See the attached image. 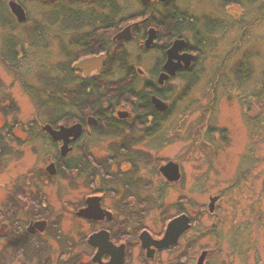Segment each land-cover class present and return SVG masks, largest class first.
I'll return each mask as SVG.
<instances>
[{"label":"flooded vegetation","instance_id":"obj_1","mask_svg":"<svg viewBox=\"0 0 264 264\" xmlns=\"http://www.w3.org/2000/svg\"><path fill=\"white\" fill-rule=\"evenodd\" d=\"M28 1L31 6L37 2L43 6L40 19L48 43L55 41L58 55L67 60L52 65V73L56 82L58 79L69 87V97L74 88L95 81L99 82L98 92L105 93L106 82L110 88L124 83L136 89L132 95L118 96L114 104L103 103L101 115L88 106L89 110L84 108L78 115L69 114L68 119L73 118L69 125L61 124L68 119L57 117L43 125L37 122L35 126L39 124L43 136L22 138L25 142H42L43 151H50L43 153L42 169L34 166L23 183L19 184L14 174L6 186L0 184L4 190L0 201V264H232L241 250L234 248L237 245L220 247L219 231L207 234L215 239L213 246L202 247L199 243L198 214L203 210L196 204L188 210L191 198H177L176 213L166 215L164 193L183 181V164L173 159L160 160L153 151L144 153L142 144L155 149L158 119L166 118L171 108L166 101L168 81L199 78L200 69L194 67L207 57L205 48L209 51L214 39L211 34L218 26H227L225 31L234 25L243 27L241 13H220L224 21L216 23L210 15L198 21L176 0H137L138 10L132 14H127L120 0L101 4L98 0ZM72 5L79 7L77 12L84 17L59 20L66 18L63 10ZM149 31H153L150 41ZM176 44L183 46L169 57L168 49ZM156 52L157 56L145 62L148 55ZM99 56H103L101 65L89 73L87 68H74L82 59ZM242 71L235 73L240 75ZM109 95L115 94L110 91ZM154 97L167 108L157 109ZM69 103L75 106L72 97L67 99ZM1 107L3 113L8 109L5 104ZM45 124L60 132L52 136L43 128ZM61 126L67 128L62 131ZM1 127L9 139H0V160L6 155L3 142L20 139L13 137L12 125ZM20 131L29 134L22 126ZM108 137L120 140L107 147V155L96 159L91 148L95 138ZM9 153H13V147ZM168 162L176 163L178 178L169 180L164 176L161 166ZM50 165L51 171L47 168ZM151 168L156 178L145 180ZM188 188L195 189L194 185ZM83 189L88 190L86 194ZM48 192L67 197L52 199ZM72 193L79 195L68 196ZM209 197L207 208L213 213L222 196ZM215 197L211 209L209 204ZM182 215L187 217L185 228L174 243L163 245L168 223ZM153 219L160 224L157 230L150 228L149 221ZM95 233L101 234L96 245L89 243L90 235ZM98 250L100 258L96 261L94 254Z\"/></svg>","mask_w":264,"mask_h":264},{"label":"rangeland","instance_id":"obj_2","mask_svg":"<svg viewBox=\"0 0 264 264\" xmlns=\"http://www.w3.org/2000/svg\"><path fill=\"white\" fill-rule=\"evenodd\" d=\"M17 1L23 3L29 17L24 24L16 23L8 0H0L4 4L3 11L5 8L7 11L2 16L5 23L0 24V108L4 104L9 107L11 101L14 108L6 113L0 111V139H9L1 127L4 125L6 128L12 125L13 137L20 138L19 141L3 142L6 155L0 160L2 186H6L14 174L21 184L34 166L37 169L44 166L43 153L50 149L43 151L44 143L34 139L31 143L25 142L22 138L43 136L39 124L35 126V123L43 125L49 119L43 109L36 108L42 97L38 94L42 86L38 76H54L50 70L52 65L66 60L58 55L59 45L55 41L48 43L40 19L43 6L38 2L31 6L28 0ZM176 2L198 21L210 15L220 23L224 21L223 12L241 13L240 25L243 27L234 25L225 31L227 26H218L213 31L212 45L209 51L205 48L207 57L201 58L194 67L200 69V74L192 84L189 85L186 79L168 81L166 101L170 103V112L166 118L158 119L155 149L143 143L144 153L153 151V156L160 160L173 159L183 164V181L164 193L166 215L176 213L174 202L177 198H191L192 204H187V209L196 204L203 210L198 214L197 235L202 247L213 246L216 241L207 234L219 231L220 247L237 245L234 248L241 250V253L236 252L232 264H264V0ZM120 3L127 14L138 10L137 0H120ZM37 26L40 27L37 29ZM155 56L157 52L148 55L145 62ZM11 59L14 61H7ZM242 69V73L236 75L235 72ZM62 87L64 90L69 88ZM63 106L70 115L81 112L71 103ZM72 121L73 118L61 124L69 125ZM21 126L29 134L21 132ZM118 140L120 138H95L91 147L95 158L107 155V147ZM12 147L15 156L9 153ZM153 173L152 168L147 170L145 180H155ZM193 185L195 189L190 190L188 187ZM64 187L67 190L68 187ZM87 191L82 190L85 194ZM3 194L0 187V201ZM49 194L52 199L67 197ZM216 194L222 196L216 203L218 210L209 213V196ZM149 225L157 230L160 224L153 219Z\"/></svg>","mask_w":264,"mask_h":264},{"label":"trees","instance_id":"obj_3","mask_svg":"<svg viewBox=\"0 0 264 264\" xmlns=\"http://www.w3.org/2000/svg\"><path fill=\"white\" fill-rule=\"evenodd\" d=\"M82 1V0H81ZM106 0H98L99 4L101 2H105ZM3 2V1H2ZM4 4L0 3V24L5 23V20L2 18L3 12L6 11V8L3 11ZM75 5H72L69 8H72L71 10L68 7L66 10H63V12L66 15V18H61L59 20L65 19V20H70V19H79L80 17H84V15L80 12H77L79 10V7L75 8ZM61 10L63 8H60ZM73 11V12H72ZM75 11V12H74ZM7 12V11H6ZM117 12V11H116ZM7 14V13H6ZM117 14V13H116ZM8 15V14H7ZM54 20V19H52ZM57 20V21H59ZM43 22V21H42ZM7 61H14V60H7ZM52 67L50 70L52 71ZM49 76L51 78H49ZM49 76L41 75L38 76L39 79L42 81V86L41 89H39L41 92L38 94H42L41 99L39 98L38 103L36 104V108H40V111L44 112V115L48 116V119L50 121H53L54 118H59L61 119H68L69 114L66 112V109L64 108L63 105L67 103V99L70 100L72 97V100H74L75 106L78 107L81 110L84 108L89 110L90 108L92 110L96 109V113H99L101 115L103 111V103L109 105V104H114L116 103L117 97L121 95H132L131 93L133 92V89H136L134 86H127V84L124 83H119L117 86H112L113 88H110L106 82H104V87H105V93L104 91L98 92V81H95L94 84L92 82H89L87 85H83L84 87H76L73 89V93H71V97H69V90H64L63 88L59 86H64V82L60 83L58 80L57 82L54 80V76ZM193 79H187L189 85L192 84ZM119 85V87H118ZM88 86V91L86 90V87ZM114 89V90H112ZM189 89V87H188ZM113 91L115 95H109V92ZM2 92V91H1ZM0 92V94H1ZM63 97V98H62ZM38 98V97H37ZM12 102V101H11ZM7 107V110H12L14 109L11 106ZM90 108H89V107ZM105 110V109H104ZM6 113V112H4ZM85 114V113H84ZM83 114V115H84ZM114 127V126H113ZM116 128V127H114Z\"/></svg>","mask_w":264,"mask_h":264},{"label":"water","instance_id":"obj_4","mask_svg":"<svg viewBox=\"0 0 264 264\" xmlns=\"http://www.w3.org/2000/svg\"><path fill=\"white\" fill-rule=\"evenodd\" d=\"M7 4H8V7H9L11 14H13L19 22H24L26 20L27 14H25V10L20 3H18L15 0H8ZM149 32H150V36H149L148 40L150 41V39L152 38L153 31H149ZM182 46H183V44L181 46L176 44V45H173L172 47H170L168 49V56L169 57L174 56L175 53H177L178 49L181 48ZM102 61H103V56L86 58V59H82L81 61L75 63L74 68H78V69L87 68L88 70L86 72L89 73L91 70H93V68L99 67L101 65ZM186 62L188 63L189 61H186ZM162 78H164V77H162ZM162 78L160 77V81L163 80ZM153 101H154V104H156L157 109L165 110L167 108V105L165 103H163L159 98L157 99L156 97H154ZM43 128L46 131H48L52 136H54L55 134H58L60 132L57 130H52V128L49 124H45ZM64 128H67V127H62V126L60 127V129L62 131H64ZM52 166L53 165H50L47 168L51 171ZM161 167H162L161 170H162L164 176H166V178H168L169 180H173V179L178 178L179 170H178L176 163L168 162L167 164H165ZM216 199H217V197L211 199V202L209 204V207L211 209H212V205ZM89 200H92V199H89ZM186 224H187V217L184 215H182L180 217H176L172 221H170L167 225V229H166L167 233L163 239V242H164L163 245L174 243L176 237L180 234L182 229L185 228ZM181 225H183V226H181ZM100 235L101 234H97V233L90 235L89 243L91 242V243L96 245L97 237ZM107 240H108V237H107ZM99 252H100V250H98V252H96L94 254V260H96V261H99V258H100Z\"/></svg>","mask_w":264,"mask_h":264},{"label":"bare ground","instance_id":"obj_5","mask_svg":"<svg viewBox=\"0 0 264 264\" xmlns=\"http://www.w3.org/2000/svg\"><path fill=\"white\" fill-rule=\"evenodd\" d=\"M25 14H26V12H25ZM14 16V15H13ZM14 18H15V16H14ZM15 20H16V22L18 23L19 21L15 18ZM25 21H27V16H26V20ZM24 21V22H25ZM19 23H23V22H19Z\"/></svg>","mask_w":264,"mask_h":264}]
</instances>
